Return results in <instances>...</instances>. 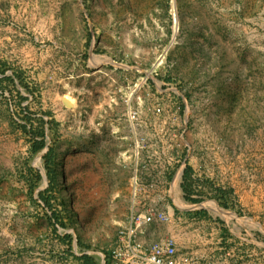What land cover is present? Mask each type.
Here are the masks:
<instances>
[{
    "label": "rangeland",
    "instance_id": "1",
    "mask_svg": "<svg viewBox=\"0 0 264 264\" xmlns=\"http://www.w3.org/2000/svg\"><path fill=\"white\" fill-rule=\"evenodd\" d=\"M102 55L129 68L127 122L130 106L173 125L177 168L188 147L198 160L187 185L208 190L160 210L178 225L157 222L181 264H264V0H0V264H78L69 213L41 205L29 133L112 87L113 69L90 75Z\"/></svg>",
    "mask_w": 264,
    "mask_h": 264
},
{
    "label": "crops",
    "instance_id": "2",
    "mask_svg": "<svg viewBox=\"0 0 264 264\" xmlns=\"http://www.w3.org/2000/svg\"><path fill=\"white\" fill-rule=\"evenodd\" d=\"M94 61V72L90 75L105 74V67L114 70L110 73L113 77L109 78L112 87L89 89L85 91L86 100L82 105L78 100L51 116L56 123L50 128L45 126L46 146L41 152L43 156L48 147L51 150L50 181L42 165L45 180H41L40 191L50 196L48 205H56L69 213L64 223L67 220L71 223V252L73 258H79L78 264H82L84 255L93 264H124L117 257L125 244L120 231L129 225L132 215L173 210L176 195L185 200V193L191 197V192L208 189L201 185L192 187L186 181V192L183 191V169L192 167L193 163L198 166V160L191 156L188 147L183 156L185 164L177 168L176 139L170 133L173 125L145 121L132 126L127 122L124 105L130 83L127 64L104 55ZM161 130L167 133L161 136ZM215 149V162L219 163L216 168L222 172L217 143ZM203 174L204 179L215 177L217 183L216 170H206ZM196 177L195 173L192 178ZM169 221L168 226L174 227L180 219ZM187 221L184 218L183 222ZM157 226L155 220L146 223L138 232V241L149 247L159 240ZM210 239L202 240L201 256L208 255V243L213 238ZM183 257L176 252L180 263Z\"/></svg>",
    "mask_w": 264,
    "mask_h": 264
},
{
    "label": "built area",
    "instance_id": "3",
    "mask_svg": "<svg viewBox=\"0 0 264 264\" xmlns=\"http://www.w3.org/2000/svg\"><path fill=\"white\" fill-rule=\"evenodd\" d=\"M127 119L132 126L136 125L138 112L128 107ZM151 220L167 222L168 216L160 211L151 210L147 214L132 215L129 225L120 231L125 238L124 250L117 253V257L124 264H181L176 258V245L172 237H164L145 247L138 241L140 229Z\"/></svg>",
    "mask_w": 264,
    "mask_h": 264
},
{
    "label": "trees",
    "instance_id": "4",
    "mask_svg": "<svg viewBox=\"0 0 264 264\" xmlns=\"http://www.w3.org/2000/svg\"><path fill=\"white\" fill-rule=\"evenodd\" d=\"M3 79L8 80L11 83L13 82L11 80V78H9V77H4ZM46 116L48 118V121L45 122V121H43V119H40V127L37 129V131L34 132L31 129V132L29 133L30 134V144H31L29 152L31 155H34V154L38 153L39 151H42L46 146L45 126L47 125L48 128H50V126H54L56 123V121L53 118H51V115L49 113H46ZM51 159H52L51 150L48 147V150L42 156V160H43L44 170L46 172V175H47V178L49 179V181H50V173H51V168L49 165H50ZM188 171H189V169H188V167H186L183 171V179H182L183 183L181 184V187H182L183 191H185V192H186V181H187L188 174H189ZM33 179L36 183L41 181L42 177H41V174L39 173V171H37V170L33 171ZM39 196H40L41 201L44 203V205L47 208L52 207L51 205H48V201H49L50 196L46 194V191H44V192L40 191ZM184 198H185V200H189L192 202H198L197 200L190 199V197L188 196V194L186 195V193H185ZM52 217H55V215L53 213H52ZM81 261L83 262V264H93L92 260L85 255L81 257Z\"/></svg>",
    "mask_w": 264,
    "mask_h": 264
},
{
    "label": "water",
    "instance_id": "5",
    "mask_svg": "<svg viewBox=\"0 0 264 264\" xmlns=\"http://www.w3.org/2000/svg\"><path fill=\"white\" fill-rule=\"evenodd\" d=\"M64 104H65L66 106H71V103H69V101H67V100H64Z\"/></svg>",
    "mask_w": 264,
    "mask_h": 264
},
{
    "label": "bare ground",
    "instance_id": "6",
    "mask_svg": "<svg viewBox=\"0 0 264 264\" xmlns=\"http://www.w3.org/2000/svg\"><path fill=\"white\" fill-rule=\"evenodd\" d=\"M68 99V98H67ZM71 100V99H70ZM72 102V101H71ZM211 204V203H210ZM214 208V207H213Z\"/></svg>",
    "mask_w": 264,
    "mask_h": 264
}]
</instances>
